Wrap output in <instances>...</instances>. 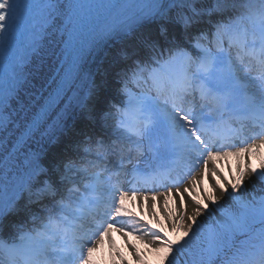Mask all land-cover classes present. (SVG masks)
<instances>
[{
  "label": "snow or ice",
  "instance_id": "obj_1",
  "mask_svg": "<svg viewBox=\"0 0 264 264\" xmlns=\"http://www.w3.org/2000/svg\"><path fill=\"white\" fill-rule=\"evenodd\" d=\"M260 3L262 12L257 25L258 31H250L241 22L217 30L221 38L228 39L229 50L235 49V62L223 47H220L215 54L202 50L199 63L190 59L186 64L181 63L180 71L176 76L167 73L166 63L154 69L148 78L154 90L164 94L165 103L169 104L172 110L169 112L168 143L175 148L188 149L189 154L194 155L196 160L202 159L204 165L202 179L196 181L193 177L189 181L192 187H185L182 190L177 187L175 191L170 188L167 193H161L162 206L158 205L156 195L139 197L142 207L148 206L150 202L149 215L155 221L156 227H152L148 221L142 222V228H132L131 231H124L123 226H118L122 218L131 219L135 225L141 224L140 218L125 207L126 201L137 200L135 191L131 195L128 191H120L118 196L113 195L107 201V209H102L101 206L105 202L99 200L95 202L94 209H87L88 198L84 197L75 206L72 221L66 217L53 216L49 218L48 224L44 225V230L37 232L35 236L21 235L19 242L10 245L0 240V264H52L49 260L50 255L55 256V264H74L77 258L80 259V264H96L94 254L100 250L105 241L108 242L111 250L110 258L116 257L113 259V264H119V261L125 258L113 247L111 239L113 232L120 233L124 237L133 236L143 245L142 251L136 244H131L132 251L129 255L135 257L132 264H172L169 258L173 250L176 249L180 254L183 245L187 244L191 236L197 235L193 231L194 228L200 229L197 218L209 210V204L219 205L216 191L218 190L223 196L229 193V189L230 197L237 200L240 206L232 212L224 213L221 221L215 225L206 230L200 229V233L206 231V235L200 245L199 258L191 260V264H215L217 257L223 258L226 251L233 249V238L241 232L249 235L250 239L258 238L259 243H249L247 246L236 248L224 259V264H264V198L240 203L238 198L231 196L244 189L245 180L249 176L255 177L264 184V151H262L264 134H258L259 140L253 139L251 143L239 141L243 146L236 147L235 144L242 130L241 133H232L222 138L219 135H210L212 123H205L206 117L210 120L217 109L226 106L227 98L217 95L220 82L235 79L241 67L247 75L255 64L259 70L258 86L264 93V0H260ZM15 13L12 0H0V33L10 29L15 22ZM181 59L185 58L181 56ZM245 60L248 61L247 64ZM193 65H196L194 71ZM197 94L201 101L200 111L195 115L191 109L184 111L181 105L185 99L188 96L195 97ZM53 97L49 96L48 99L51 100ZM147 99L142 102L141 110ZM249 103L248 116L260 120L261 133H264V95H260L258 102L249 98ZM213 105L216 107L214 108ZM206 109L211 110L206 112ZM6 111L7 109L4 108L3 112ZM33 123L38 125L39 120ZM124 131L130 136H141L147 131V126L144 130H133L129 126ZM178 138H182L186 143L177 144ZM227 159L235 161V170L232 171V164L229 163L227 165L229 175L224 176L220 162ZM253 159L257 161L255 167L252 164ZM209 162L212 164L211 169L208 168ZM209 176L211 183L201 194L198 188L203 183V177ZM67 178L65 175L64 179ZM97 182H99V174H97ZM95 187V184L89 185V191H95ZM73 191L75 190L70 191L69 196ZM110 191H114V186ZM185 194L195 206L191 214H187ZM44 195L55 198L56 189L51 184H46ZM56 203L61 210L67 207L60 201ZM137 232L141 234L136 235ZM145 236H151V240L145 242ZM86 243L90 246L85 247ZM177 246L182 247L177 248Z\"/></svg>",
  "mask_w": 264,
  "mask_h": 264
},
{
  "label": "bare ground",
  "instance_id": "obj_2",
  "mask_svg": "<svg viewBox=\"0 0 264 264\" xmlns=\"http://www.w3.org/2000/svg\"><path fill=\"white\" fill-rule=\"evenodd\" d=\"M66 1L67 0H52L51 3L49 4V5H52V7L48 6L49 11H50L49 16L53 17L54 19L45 28V32L41 38L42 40L41 44L39 45L36 52L31 57L29 61L30 63L27 65V67H25V72L28 74L27 80L23 83V86L21 87V89L18 90L16 97L13 100H11L8 104L7 111L9 112V116H8L9 118L2 125L1 127L2 129L0 131V163L4 159V156L7 154V152L9 151V147L15 140V137L20 133L21 129L23 128V125L30 119L35 109L39 106L40 102L45 97V93L50 88L49 87L48 89H46L38 98L35 97L36 96L35 93H37L39 88L43 86L44 84L43 82L49 76L55 64V59H57V57H55V52H56L57 46L59 45L61 37L63 35L62 32L60 31L59 26L63 18L62 16L67 10V6L65 5ZM173 1L175 2L173 8H175L177 5L182 6L183 3H186V4L189 3L188 1L184 2L185 0H173ZM232 50L234 51L236 55L235 49H232ZM98 63L99 61H97L95 65L97 66ZM171 64H173L175 67H178V63L176 60L169 62L170 68L172 66ZM252 69L256 70V72L259 73V70L256 68L255 64H253ZM167 73H170V69L167 71ZM170 74L173 76L172 72ZM235 79L241 87V89H238V92L243 93V91L246 90L247 96L251 98L252 100H255L258 102L260 95H264V93H262L257 88L256 90L254 89L247 90L248 81L246 80L244 81L239 75V73L237 74V77ZM75 80H74V83L76 82ZM86 81H87V84H85L84 86L82 85L83 87H78V89L75 90V93L65 103L62 109L58 111V114H56L55 116L52 115L45 122H43L41 124V127L38 128L32 135H30V139L28 141L20 145V148H18L17 151H15L14 153H11L7 159L3 160L4 161L3 164L0 165V222L2 218L12 219V217L15 216L13 214V211L16 209L13 207L15 206V204H17L15 202L18 201L20 198H22V196H24L23 200L25 201L27 200L32 201L31 196L29 195H32V198L35 197L33 200H35L38 196L44 197L45 196L44 186L46 184H51L56 189L57 196L60 197V193L63 194L62 193L63 191H61L62 188H65L64 187L65 185H69L68 183H65V184L62 183L63 178L65 177V175H67V177H71L73 173L70 172V170H71V167H74V165H69L68 167L70 168L65 169L66 166L70 164V162L69 161L60 162L61 160H65V158H62L61 156V154L63 155V152L61 150H64L67 153H69V150H72L74 147V141L77 140L78 142L77 145L83 148V150L81 151H83L82 155L85 157L86 160L91 161L92 160L91 156L95 157V160L93 161L98 164L97 166L98 169L90 173L88 172L89 173L88 175L97 177V174H99V182H97L96 177L94 179H90V178H87L88 176L87 177L81 176V178L83 179L82 181L84 182H87L88 180V181L95 183L96 185L98 184L100 185V181L103 180L105 177H107V175L101 174L98 171H100V169L111 170L110 166L113 163L112 161L114 159L117 160L119 157H122L123 156L122 153L127 150V148L123 147L124 148L123 152L122 153L119 152V149L121 148V144L119 143L120 142L125 143L124 140L120 141V138H122L123 136L121 137L120 135H118L117 137H115L113 136L115 134H108L107 131H105L106 128H103L104 129L103 136L95 138V144L89 143V141L86 140L89 138H85V140H82L79 136H77V135H83L86 132H88L90 129H93V128L95 129V127L100 128L101 126L99 124L103 120L106 121L110 117L105 112L111 113L110 112L112 111L111 104L116 103V97L114 98V96H112L113 94H115L113 84L110 83L108 80L104 79V81H101L96 75L95 79L93 80L94 81L93 83L89 81V78H87ZM222 84L223 82H220V85H219L220 88ZM86 86L90 87V89L92 87V90L89 89L90 92L89 91L85 92L83 88ZM198 98L199 97L197 96L193 97V99H195V102H196L195 105L198 102ZM141 104L142 103H137V105H134L133 107H130L129 109L135 111L136 113H141L143 112V110L149 113L151 109H154V106L151 105L150 103L148 105L145 104L143 107V110H141ZM78 106H82L84 116L80 120L75 122L66 132H64L63 137H61L56 142V144L53 145L52 147L53 149L50 150L48 153L50 144L52 143V141L56 140L55 136L57 133V128L59 127V125L62 124L63 121L67 120V116H70V113L74 112L73 116L78 115L75 112ZM158 114H159V117L161 118V121H163L164 123V126L161 127L162 132L163 134H165V126H166L167 135L169 136V131H168L169 111L159 108ZM250 120L252 122H256L255 119L250 118ZM180 123H183V122H180ZM157 126L158 124H156V127L153 126L152 128L147 129V132H150L154 128L153 131L155 132V135L157 134L159 135L158 131L160 128ZM158 138L159 136L156 137V140H155L156 142L158 141ZM258 140H259V136H258L257 141ZM176 143L185 144L186 142L182 138H178ZM127 146H129L131 149L127 156V159L129 160V157L136 158L139 155L138 153L143 152L144 148L148 146V143H146V140L144 144L140 141L138 142V140H133V144L128 143ZM159 147L160 146H158L157 149ZM172 147L173 146L171 144L170 145L168 144V145H165L163 148H165L166 150H169ZM187 151L188 149L184 148L182 149V151L179 150V153H181V156L183 157V156H186ZM262 151H264V149H262ZM108 154L112 157H108L107 156ZM42 156H44L45 158H42ZM140 157L141 155L139 156V158H137V160H140ZM189 161H191V159H189ZM194 161L195 159L192 160V162ZM39 163H42L41 167ZM199 163H200L199 169L197 170L195 169V172L192 173V179L193 177H195L196 181H200L202 179L201 173L203 172V168H204L203 160L202 162H199ZM229 163L232 164V171L234 172L235 170L234 160L227 159V160L220 162V166H222L224 169L223 171L224 176L229 175V170L227 167ZM256 163L257 161L253 159L252 160L253 167L256 166ZM208 168L209 169L212 168L211 162H209ZM124 171L125 169L118 170L119 174L116 177L115 176L113 177L112 176L113 174L108 173V171H105V173L109 174V177H111V179L113 180L115 178L118 180L121 179L119 186H114L112 185V182H109L108 186L103 187L100 191L97 189H95V191H89V188L84 189L83 191L86 192L87 195L90 197V199H88L87 204H91L92 202L95 203L96 200H98L97 195L100 193L103 194L106 198H109V197H112L113 195H117V196L119 195L117 188H119L120 191H124L126 183L128 184L130 179L134 177L132 173L131 174L128 173L126 175ZM27 178H29V181L34 179L32 187L27 186V184L25 183L26 182L25 180ZM189 181L191 180L184 179L182 183L175 185L174 187H170V188L173 191H175L177 187L181 190L185 187H192L193 185H190ZM210 183H211L210 176L203 177V183L198 188V191L202 194L203 189L208 188V185ZM259 184H260L259 180H257L255 177L249 176L245 180L244 189L241 192L242 194L240 192L237 193V194H240L242 198L240 203L247 202L248 200L246 198L245 193L247 194L252 193V191L255 190L254 188L258 187ZM113 186H114V191H110V189H112ZM261 189H262L261 192L264 193L263 188ZM163 193H167V191ZM229 193H231L230 189H229ZM229 193H226L223 196H221L219 191L218 190L216 191V195L219 201H221L224 198V196L226 197L230 196ZM145 195L147 196L156 195L158 205L162 206L163 198L161 196V193H153V192L143 193L142 192V194L137 195V200L135 202L126 201L125 207L128 208L129 210L130 208L131 209L137 208L140 210V213L142 209L147 208L148 213L145 214V218H143V221H148L152 225V227H156L154 224L155 221L149 215L150 202L148 206H143L144 208L140 206L142 202L139 200V197L145 196ZM94 196L96 197L94 198ZM60 198H61L60 199L61 201H65V199L63 200V198H65L64 195H62V197ZM185 199L187 202V214H191L195 206L191 203L187 194H185ZM75 201H76V204L75 203L72 204L73 209L81 200L77 199ZM66 204H68V202ZM212 206L216 208L218 205H212ZM68 220L72 221V218H68ZM142 222L135 228H142L143 227ZM46 223L48 224V222ZM197 223L200 225V229H207L206 228L207 225L203 223V220L200 217L197 218ZM118 226H123L124 231H126V229L131 231L135 225L133 224L132 220L121 219L119 221ZM0 229H1L0 240H3L6 244H9V245L14 242H19V237L16 236V237L11 238L10 237L11 235L10 236L7 235L8 233H6V228H4L5 230H3L2 228ZM200 229L194 228L193 231L195 232L198 230L196 233H200ZM42 231H43V228L38 230V232H42ZM137 233L139 235V232ZM111 237L113 241V247L115 249H118L119 252L124 255L125 259L123 261H120L122 262V264H127L126 262L127 257L130 256L129 253L132 251L131 244H136L143 251V245L140 244L139 241L134 239L133 236L124 237L120 233L113 232L111 234ZM191 237L196 239V235H193ZM144 239H145V242H147L145 237ZM102 246H104V244ZM113 259H116V257H113ZM49 260L52 262V264H55V256L50 255ZM76 263L77 262H75V264Z\"/></svg>",
  "mask_w": 264,
  "mask_h": 264
},
{
  "label": "rangeland",
  "instance_id": "obj_3",
  "mask_svg": "<svg viewBox=\"0 0 264 264\" xmlns=\"http://www.w3.org/2000/svg\"><path fill=\"white\" fill-rule=\"evenodd\" d=\"M196 1H198V2L194 3V0H190V3H187V4L183 3L182 6L177 5L176 9H174L172 12L171 11L169 12V14H168L169 16H166V18L165 17L163 18V19H165L164 21L162 19H161L162 21L159 20L160 21L159 24H163V25L167 24L168 25V27L166 29L168 31V33L165 32V35L167 36V38L165 36H163V38H161V43L163 44V46L166 47V49H165L166 52L164 53V56L162 57L164 60L162 61V59H160L161 62L158 61L157 63H154V64L151 61H147V67L156 69L158 66H160L162 64H166L167 60L165 59V56H167V59L171 60V61H173V60L179 61L180 60L181 51H180V55H177L174 53L177 52V50L179 49L180 46H187L188 47L190 44L189 43L190 41L186 42L183 38V41H181V39H180V43L178 45L179 37L180 38H181V36L184 37L187 34V33L185 34V26L188 25L187 23H192V27L197 28L195 30H198V31L200 30L202 32L207 31L210 28V26L213 24V26L215 27V29H213V31L216 32L218 27H221L220 24H223V27H226L227 24H225V21H223V19L218 20V18L220 17V14H222V15L224 14L225 18H227V15L225 13L228 11V9L231 10L233 8L236 10L235 15H234V13H232V15H231L232 18L230 17V19L233 20L232 23H236V22L242 23V21L240 19H242L243 16L245 17V19L250 17L251 19H255L256 21H258V19L261 16V12H262L260 0H228V4H226V5H223V0H196ZM199 4H201V6ZM213 4H217L218 7H220V11L217 13L218 18L215 19L217 21V23L213 22L212 24H209V23L205 22L204 19L199 17V14H200L199 12L202 11L206 15H208L209 13H213L214 11H211V9H213V7H214ZM192 12L196 13V14H191ZM190 14H191V16H190ZM178 21L181 24L180 26H182V30L180 29V26H178V23H177ZM169 23H173L172 26H173L174 31H175V35L173 37H170V35H171L170 29L171 28L169 25H171V24H169ZM155 24H157V22H155L154 25ZM243 26H244V24H243ZM192 32H194V29L189 30V33H192ZM202 36L206 40L210 39V37H209L210 35L204 34ZM124 38H126V37H124ZM124 38H122L121 40H124ZM143 39H144V37L142 36L140 40H143ZM143 41H145V40H143ZM120 44H123V42H121ZM192 44H194L195 47ZM192 44L191 45L193 46L192 47L193 51H194V48H197V49L199 48L201 51L202 50L210 51V52H213L215 54V52L218 50V49H215V50L211 49L210 50V49L202 46L200 40L199 41L196 40V42H192ZM172 45L175 46V49L173 47L174 52L170 53L171 51L169 48ZM156 46L158 48H161V46L158 45V43H156ZM118 48L119 47L116 46V43H113L112 48L109 49L108 51H106V53H104L102 55V57H101L102 59L99 60V64L97 65V70H98L97 76H98L99 80L104 81V79H105V80H108L110 83L113 84L114 90L117 93L116 97L120 103L130 104V103L144 102L145 98H148L147 102H146V103H148L149 101L152 100V96H153L152 94H150L149 90H146L144 88H140V89L139 88H137V89L132 88L131 89V84L128 82L129 80H127L126 78H123L124 76L120 77V78H122V80L117 79L120 76L118 74H120V72H122L121 69L115 67L113 72L115 71V73H117V75H114V76L105 72L104 68H106L109 65H110V67L114 66L113 64L117 63V61L114 58H116L115 54L118 53V50H119ZM186 50H187V48H186ZM143 51L148 52L147 46H143ZM187 53H188V51H187ZM128 57L126 59H128ZM188 57H190V55H188L186 57L187 60H188ZM140 67H143V65H140ZM136 68L142 70L143 73L147 71V70H145L146 68L145 69H144V67L139 68L138 65L135 67V69ZM127 72L129 73V71H126V73ZM105 113L112 118L111 122L114 124H116L119 119L122 122L125 121L122 119L123 117L121 116L122 115L121 109H119V112L116 109V111H114V112H111V113L105 112ZM108 120H110V119H108ZM108 122H110V121H108ZM69 165H71V164H68L67 166H69ZM82 170L83 169H81L79 167V169H75V173L81 172ZM91 171H93V169H91ZM82 184H83L82 187H84V188H87L88 185H91V184H88V182H84ZM64 187H65V189L61 190V191H63L62 192L63 195L65 197L67 195L69 196V193L71 190H69V188H67V185H65ZM261 188H263V190H264V184H262L260 182L259 186L255 187L254 188L255 190H253L252 193H250V194L245 193L246 198L248 200L247 202H252L253 200L259 201L261 198H264V193L261 192V190H262ZM79 191L81 194H79ZM241 192L242 191H240V193ZM237 193H239V192H237ZM237 193L232 194L231 196L238 198V201L240 202L242 198H241V195L237 194ZM85 195L86 194L83 193V191L79 190V189H76L75 191L71 192V196H69V199L65 198L64 204H66L67 202H68V204H66L67 207L64 208V212L65 213L70 212L72 204L73 203L76 204V201H75L76 198H79L81 200ZM29 196H31L32 201L23 200L21 202H18L16 205V208L18 206H21L24 204L25 205L24 209L28 208L29 210H33L32 214H34V213L36 214L39 211V209L42 207L41 206L42 203L41 202L38 203L36 201H34V203H33V199L35 197L32 198V195H29ZM72 196H75V197H72ZM59 201H61V200H59ZM26 202H32L33 204L26 203ZM50 203L52 204L54 202H50ZM53 205H55V204H53ZM45 206H47V203L44 205V207ZM56 206H57V204H56ZM209 206H210L209 210L200 216V218L203 220V223L205 225H207L206 228L210 227L211 225L213 226L216 223L220 222L224 213L232 212L235 208H238L240 205L237 202V200L232 199L230 196H228V197L224 196V198L220 201L219 205L216 208L212 205H209ZM43 209L46 210L44 214L47 216V218H50L53 213L51 211H49L47 209V207H45ZM130 211H132L137 217H139L141 222L143 221V218H145V214L148 213L147 208L142 209L141 213H140V210L131 209ZM60 213H62V212H60ZM60 213L56 212V215L58 217H60L61 216ZM218 213H220L221 215ZM37 214H39V213H37ZM3 221H5V222H3ZM45 222H47V221H45ZM45 222L41 220L42 226L46 225ZM155 226H156V224H155ZM0 228H2L3 230H5L4 228H6V233H8L7 235L13 236V234H18V236H21V235L27 234V235L32 236V231L30 230L28 225H26V223L24 222V219H18V218H13V217H12V219L11 218H9V219L8 218H5V219L2 218L1 222H0ZM38 228L39 227L35 226V228H33L34 229L33 231L38 230ZM197 231H195L194 233H196ZM140 234L141 233H139V235ZM136 235H138V233ZM204 235H206V231H205V233H202V234L197 233L196 239L191 237L187 241V244L183 245V251L180 254H178L176 249H174L172 256L169 258L172 261V264H186V262H188V264H191V260L198 259L199 255H200V245L203 241ZM145 238H146L147 242L151 240V236H145ZM233 240H234L233 249L231 251H226L225 256L223 258L217 257L215 260V264H224V259H226L228 256H230L232 254V251H235L236 248H239L241 246H247V244H249V243H253V244L259 243L258 238L253 237L250 239L249 235L242 233V232L237 233L236 236L233 238ZM107 243L108 242L105 241L104 246H102L100 248V250L94 254V260L96 261V264H112L113 263V257L110 258V256H109L110 249H109V245ZM88 246H90V245H85V247H88ZM180 247H182V246H177V248H180ZM149 257H150V254H149ZM134 259H135V257H133V256L127 257V260H126L127 264H132V261H134ZM76 264H80V259H79V262ZM119 264H122V262L119 261Z\"/></svg>",
  "mask_w": 264,
  "mask_h": 264
},
{
  "label": "water",
  "instance_id": "obj_4",
  "mask_svg": "<svg viewBox=\"0 0 264 264\" xmlns=\"http://www.w3.org/2000/svg\"><path fill=\"white\" fill-rule=\"evenodd\" d=\"M79 107H80V106H79ZM79 107H78V108H79ZM14 211H15V210H14Z\"/></svg>",
  "mask_w": 264,
  "mask_h": 264
}]
</instances>
